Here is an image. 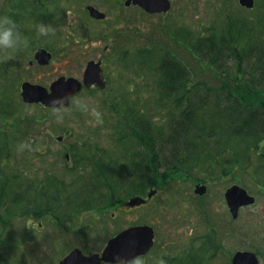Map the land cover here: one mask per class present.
I'll return each instance as SVG.
<instances>
[{"label":"rangeland","instance_id":"1","mask_svg":"<svg viewBox=\"0 0 264 264\" xmlns=\"http://www.w3.org/2000/svg\"><path fill=\"white\" fill-rule=\"evenodd\" d=\"M121 1L122 4L120 5L118 4L120 0H79L78 4L75 1L69 3L70 8L64 2L66 9L64 16H62L61 27L59 24H53L51 19H61L63 1L51 5L50 12L52 18L49 20L43 18L36 24L41 22L51 24L56 29L54 35L41 37L35 50H32L33 47L31 50H28V44L27 47H21L15 52L10 53L11 59H5L4 54L0 53V63L10 66L11 69L9 73L0 69V91H2L0 101L2 102V109L6 108L10 113V116L5 115L7 119L3 116V128H9L11 131L10 127L14 125L13 119L20 115H29L37 118V126L31 129V131H25L24 136L20 134L24 132H9L11 140L12 138L15 139L16 145L12 148V156L6 160L5 169L7 173H11L13 171L12 168L15 166L23 170L28 169V177L33 178V180L36 178L44 179L48 171L60 175V167L63 165L61 157L58 153L48 154L45 152L47 148H51L53 151L62 148L61 143L57 142L55 137L66 136L65 141L70 143L73 141V137L83 140L84 137L82 135L99 130L95 129L99 126H93L89 123L88 118L74 107L69 114L65 115L62 123H57L56 118L51 114L49 109L38 105L24 104L20 96V86L24 81L48 88L54 80L61 76H81L88 61L98 60L106 56L110 77L109 91L85 93L75 97L87 98L91 103L98 106L103 114L104 121L108 116L112 118L111 112L113 111V106L109 108L107 100H110L112 103L121 95H125L127 104H131L136 100L138 101V99L146 100L145 94L149 95L151 91L150 89L148 92L145 91L142 86L154 84L153 81L157 77L154 68H151L154 77L149 76L147 73L144 74L145 76H139L137 73L123 69L124 65L112 63L111 57L115 56L114 49L116 45L112 38L117 35L116 33L122 32L130 38H138L136 41L138 45L145 44L146 39H149L151 36L153 29L156 32L154 37L160 42H166L170 39L167 33L169 28L178 32L188 29L193 38L199 37L202 34L206 36V29L211 27L218 29L224 26L226 12L236 13L235 8L241 10L238 0H171L172 9L166 15L167 17L157 15L141 16V9H138L136 6L124 7V0ZM255 1L257 8L260 0ZM5 2V0H0V8L5 6ZM87 5H93L105 12L107 14V21L100 22L88 17L86 12ZM247 11L242 10V15L253 16L254 13L251 10ZM26 19L19 23L21 31H23L25 25L29 26L35 23L32 18L25 21ZM162 26H167V31L163 30ZM103 33L107 37L106 40L100 36ZM139 36L143 37L139 38ZM77 39L79 42L74 44V41ZM41 44L51 47L47 49L53 55L52 60L45 66H40L36 63L30 66L29 61L33 60V54L41 48L39 47ZM106 46L111 48V52L107 54L104 51ZM30 51L31 55H29ZM189 56L188 64L191 65V55ZM195 78L201 81H209L210 87L218 85L216 82L212 83V80L216 81L217 79L208 69H201V72ZM130 86L134 87V91L129 94L128 88ZM142 105L147 111V114L144 113L145 115L149 116L154 113L158 116V123L160 120L166 122V119H160L164 113H160L158 104H153V106L150 104ZM21 128L26 130L23 127ZM105 130L104 128L101 129V131ZM15 141L13 140L12 144ZM23 142L31 144L30 151L18 150V146ZM105 147L110 146L105 145ZM259 153L261 156H264V144ZM261 156L259 157L256 150H254L249 160L247 159L246 152L241 157V162L249 165H240L238 168V178L241 184L255 192L259 191L257 187L258 180H261L260 176L264 174L263 170L260 169L264 162ZM218 160L204 159L202 161L204 163V173L209 174L212 172L215 174L217 168H214V165L217 164ZM81 174L83 175V173ZM219 186V184H216L211 188L209 198L212 199V202H207L210 206V211L216 215L223 208H221ZM186 190L187 187L185 186ZM173 193L174 191L171 188H167L157 198L156 207H148L142 211H128L126 215L127 227L138 222L139 217L148 220L150 214L157 211V209L167 214L170 212L188 213V207L183 211L180 210L182 202L174 200V198L180 199V196ZM251 220H254V225L249 223ZM250 227H254L257 234H250L253 232V229L246 232ZM114 229L115 224L112 222L110 228L98 232V235L101 238L109 231L112 233ZM55 232L53 224L48 220L43 221L42 229H40L39 222L37 221L29 223L27 219H14L7 227L0 229V264H58L60 259L68 254L73 247H59L58 236ZM28 233L29 235L27 236ZM60 236L63 237L64 235ZM97 241L98 239L93 237L92 243L97 244ZM78 248L90 252L100 249V247ZM226 248L228 251L230 250V247ZM233 249L234 251L235 249L239 251H252L259 256L260 264H264V196L261 194L259 195V202L255 207H247L241 211L239 239L237 247H233ZM209 256L210 254H207L205 264H229L227 262L228 255L226 254H221L214 259H209Z\"/></svg>","mask_w":264,"mask_h":264},{"label":"flooded vegetation","instance_id":"2","mask_svg":"<svg viewBox=\"0 0 264 264\" xmlns=\"http://www.w3.org/2000/svg\"><path fill=\"white\" fill-rule=\"evenodd\" d=\"M167 14L157 16L167 17ZM146 15L153 16L142 11L141 16ZM106 20L107 17L96 21L106 22ZM116 34L112 38L116 43L114 49L115 56L111 57L112 63L125 65L127 61L124 60V57L129 56L128 50L132 53L138 52L134 56H129V62L138 64V70L135 72L139 76H143V72L148 71L149 63L142 54V51L148 46L149 42L156 40L154 37L156 32L153 29L149 39L147 38L145 44L141 45H138L136 42L138 38H130L122 32ZM100 36L105 40L107 38L104 36V33ZM141 37L143 36H139V38ZM76 42H79L78 39L74 41V44ZM37 51L33 54V60L29 61L30 66L36 63L34 55ZM104 51L107 54L111 52V48L106 46ZM106 58L104 56L98 60L88 61L81 76H72V78L83 83L88 63L101 62L102 70L98 81L102 80L105 84L100 85L98 82H94L88 86L83 85L81 91L72 98L85 93L109 91L110 77ZM153 83L142 86L145 91L148 92L149 89L151 91L149 95L145 94L146 100L138 99V101H133L130 105H136L138 102L142 106V104L150 102L153 106L154 101L158 97L159 89L156 80ZM184 88H186V93L184 94L186 99V97H189V93L187 92L188 85L186 84ZM128 89L129 94L134 91L133 86H130ZM106 102L109 108L113 106V111L111 112L112 118L111 116L106 117L103 125L95 128L99 130L82 135L84 137L83 140L73 137V141L70 143L65 141L66 136L55 137L56 141L61 143L62 148L56 151H53L51 148L45 150L48 154L58 153L63 161L58 178L65 179V182L69 183V185L74 183L72 195L51 198L62 200L61 204L55 207L57 209L55 217L51 218V220L49 219L58 236L59 247H73L70 251L78 247H100L95 253H102V250L112 238L128 228L126 223L128 211H142L148 207H156L157 198L163 194L164 190L171 188L174 191L173 194L180 196V200L174 198V200L182 202L180 210L183 211L188 207V213L170 212L167 214L157 209V211L150 214L148 220L139 217V221L132 225H149L154 231V244L146 254H143L145 264H154V260L160 257L166 260V264H205L207 254H211L215 258L221 254H226L228 255L227 262L229 263L232 255L237 252V249L234 251L233 247H237L239 239L240 213L247 207H255L259 202L260 194L264 196V177L262 182L257 185L258 192L246 189L250 195L255 197L256 202L252 206L241 208L237 218H233L226 200L227 191L240 185L238 178L239 163L237 156L234 155L232 150L229 156H221L217 164L214 165V168H217L215 174L204 173V163H194L192 161L194 158L187 156V162L183 166V178L165 189H160L157 179L160 160L158 158L159 151L164 152L161 159V164H163L161 168L164 169L166 167L164 164L168 160L169 153L171 157L175 152L180 153L182 149L184 153L191 151V133L187 131L183 134L185 136L184 144L186 148L180 147V138H177V142L159 141L160 136L167 137L165 139L169 140V137L176 135L175 133H159L158 116L154 113L149 116L145 115L144 113L147 114V111L143 108H139L140 113L136 118L138 131L133 133L128 130L130 127H128L125 119L127 114L133 113V110H129L128 113L125 95L117 97L112 103L110 100ZM103 128L106 130L101 131ZM181 135L178 134L176 137ZM261 135L264 136V134ZM126 139L131 141L127 142ZM202 141L203 139L200 142ZM127 144L135 145L136 147L126 149L125 145ZM105 145H109L110 147H105ZM128 156L134 161L129 171L125 169ZM102 160L105 162L107 170L101 177V174L95 171L99 169L96 164H99ZM49 169L53 170L52 168ZM53 175L56 174L48 171L45 178L43 177L46 180L44 183L49 184V180ZM101 179L107 180L100 181ZM129 182L135 185L136 192L127 196L124 186ZM55 184L56 182L51 183L50 189ZM216 184L220 185L221 208L223 207L217 215L210 211V206L207 204V202H212V199L209 197L211 188ZM202 185L206 186L205 194L197 192V186ZM185 186L187 187L186 191ZM112 188L116 189L117 192L113 194L111 192ZM132 198H139L146 202L130 206L128 205V201ZM44 219L45 217L37 220L34 217L28 216L27 222L37 221L39 222L40 229H42ZM112 222L115 224L113 232L109 231L105 233V236L100 238L98 232L110 228ZM253 222L254 220H251L249 223L254 225ZM254 229V227H250L246 232L252 230L253 232L250 234L255 235L257 231ZM62 234L64 235L63 237L60 236ZM93 237L98 239L97 244L92 243ZM226 247H230V250L228 251ZM82 250L84 251V249ZM84 252L86 254L92 253L90 251Z\"/></svg>","mask_w":264,"mask_h":264},{"label":"trees","instance_id":"3","mask_svg":"<svg viewBox=\"0 0 264 264\" xmlns=\"http://www.w3.org/2000/svg\"><path fill=\"white\" fill-rule=\"evenodd\" d=\"M5 1V6L0 8V16H11L18 26L26 18L25 21L32 18L35 22L29 26L25 25L22 33L30 38L28 42L30 48H36L41 40L36 23L43 18L47 20L52 18L51 5L63 1L61 19H51L53 24H59L61 27L66 9L64 2L69 8V3L78 0ZM235 10L236 13L226 12L223 27L206 29V36L202 34L193 38L188 29L178 32L169 28L170 39L165 42L166 44L156 39L149 42L142 51L149 66H155L157 73L159 95L156 101L151 99L154 104L159 105L160 113H164L160 119H166V122L160 120L158 123V132L175 133L176 136L182 134L179 137H169V140L160 136L159 141L177 142V138H180V147L186 148L183 134L187 131L191 133V151L184 153L182 149L180 153L175 152L171 157L169 153L164 169L161 168L164 152L159 151L157 179L160 189H165L183 178V166L187 162V156L194 158L192 159L194 163H202L207 158L216 161L219 155L232 150L235 151L240 163L241 157L246 152L249 156L250 151L263 139L261 134H264V0H260L257 8L251 10L254 13L251 17L242 15V10L245 9ZM40 46L51 48L44 44ZM137 53L128 50L129 56ZM189 55L191 65L188 64ZM129 56L124 57L127 67L133 66L129 62ZM0 69L8 73L11 71L10 66L3 63H0ZM201 69L210 70L217 79L212 80V83L216 82L218 85L210 87L209 81L197 80L195 77ZM186 84L188 101L184 97ZM128 107L133 110L132 114L125 116L130 127L128 130L136 133L138 131L136 118L140 113L139 108L143 107L138 102ZM5 115L10 116V113L8 109H2L0 101V229L7 227L14 219H25L28 216L37 220L44 217L54 218L57 211L55 207L60 205L62 200L51 198L70 196L74 190V183L69 185L65 179H60L57 175H53L50 183L45 184V179L29 178L28 169L23 170L14 166L11 173L6 172V160L12 156V148L16 145L15 139L11 140L9 132H24L20 133L24 136L25 131H31L37 126V118L20 115L13 119L14 125L10 127L12 129L10 131L9 128H3ZM129 141L131 140H127ZM125 147L130 149L136 146L127 144ZM132 163L134 161L128 156L125 164L127 171ZM96 165L99 169L95 172L100 173L102 177L107 166L103 160ZM104 180L107 179L100 181ZM53 182L56 184L50 189ZM124 189L127 196L136 192L135 185L130 182ZM111 192L114 194L117 191L112 188Z\"/></svg>","mask_w":264,"mask_h":264},{"label":"water","instance_id":"4","mask_svg":"<svg viewBox=\"0 0 264 264\" xmlns=\"http://www.w3.org/2000/svg\"><path fill=\"white\" fill-rule=\"evenodd\" d=\"M140 6L151 14L167 13L171 9L170 0H126L125 5ZM239 4L247 9H253L255 0H239ZM90 15L97 19H104L106 15L93 6H89ZM35 59L40 65H47L52 59V55L45 49L39 50L35 54ZM101 74V63L90 62L84 75L86 86L98 82L104 85V81H98ZM82 88L74 78L60 77L54 81L47 89L38 84L25 82L21 86V97L26 104H42L47 107L54 99L61 97H71L78 93ZM61 139V138H59ZM199 194L206 193L205 186H198ZM226 200L234 218L238 217L239 209L255 203V198L250 196L246 190L235 186L226 193ZM146 201L134 198L128 205L135 206ZM154 243V232L149 226H139L129 228L111 239L101 254L85 255L80 249L72 250L59 264H101L108 263L117 254L124 256L146 254ZM232 264H260L257 255L253 252H238L234 255Z\"/></svg>","mask_w":264,"mask_h":264},{"label":"clouds","instance_id":"5","mask_svg":"<svg viewBox=\"0 0 264 264\" xmlns=\"http://www.w3.org/2000/svg\"><path fill=\"white\" fill-rule=\"evenodd\" d=\"M38 35L48 37L55 34L56 29L51 24L43 22L37 25ZM28 39L20 30L17 22L9 15L0 16V53L5 59H11L12 52L27 47ZM51 114L56 118L57 123H62L65 115L69 114L73 107L88 118V122L93 126L103 125V114L98 106L94 105L87 98L61 97L54 99L47 106ZM19 151H30L31 144L23 142L18 146ZM108 264H145L143 255H115ZM154 264H166L163 257L156 258Z\"/></svg>","mask_w":264,"mask_h":264}]
</instances>
